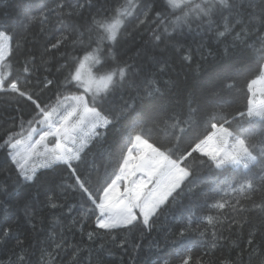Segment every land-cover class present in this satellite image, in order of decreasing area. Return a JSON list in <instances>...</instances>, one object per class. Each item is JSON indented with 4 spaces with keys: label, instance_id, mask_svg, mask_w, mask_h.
I'll return each instance as SVG.
<instances>
[{
    "label": "snow or ice",
    "instance_id": "obj_1",
    "mask_svg": "<svg viewBox=\"0 0 264 264\" xmlns=\"http://www.w3.org/2000/svg\"><path fill=\"white\" fill-rule=\"evenodd\" d=\"M87 4L94 9L87 15L84 4L57 0L55 7L30 16L32 0H16V25H0V94L20 106V116L13 117L11 127L0 135V148L7 150L17 185L22 181L25 187L45 189L43 201L31 193L21 195L25 220L35 230L45 210L54 216L68 207L71 213L74 206L66 202L78 196L82 211L72 217L66 231L80 225L83 235L84 221L90 220L94 229L87 232L89 241L108 238L124 248L128 240H118L119 233L154 230L186 184L190 192L200 186L199 180L190 179L191 166L198 161L209 170L244 172L238 186L229 187L237 196L243 194L247 205L221 197L211 205L217 216L201 220L190 215L171 239L180 243L193 235L210 236L209 252L198 255L186 247L179 264H214L211 256L220 241L241 251L246 243L249 260L257 255L258 264H264V247H253L258 235L264 239V199L257 202L253 196L264 193V100H255L257 91L264 96V0H87ZM36 25L40 34L50 37L39 56L23 47L29 37H36ZM193 26L214 31L218 39L232 36L234 46L249 48L252 63L232 69L218 82L186 86L174 102L162 104L158 101L162 86L151 69L167 66L166 51L178 47L179 37ZM145 30L151 33L153 53L148 56L137 48L141 61L137 64L125 45L134 44ZM184 60L191 62L192 54ZM41 69L47 73L42 78ZM49 92L52 95L45 99ZM120 119L127 126L109 147V164L102 172L88 157ZM254 168L261 173L259 184L250 175ZM51 174L60 175L61 181L50 185ZM257 215L258 227L244 236L245 226L252 223L249 217ZM19 227L17 223L0 231V239H15L21 252L14 250L16 259L4 264H26L28 249L15 235ZM45 243H54L55 250L68 245L63 231ZM79 251L73 246V264ZM46 252L42 247L41 261ZM220 264L244 261L225 258Z\"/></svg>",
    "mask_w": 264,
    "mask_h": 264
},
{
    "label": "trees",
    "instance_id": "obj_2",
    "mask_svg": "<svg viewBox=\"0 0 264 264\" xmlns=\"http://www.w3.org/2000/svg\"><path fill=\"white\" fill-rule=\"evenodd\" d=\"M56 2L57 0H32L30 16H38L39 12L45 7H55ZM61 2L72 5H77V3L84 4L85 8L83 11L85 15L94 11V9L88 7L87 0H61ZM95 2L96 0H93V3ZM99 2L103 3L104 0H99ZM17 19L16 0H0V25L7 23L15 26ZM33 31L37 33L36 37H29L28 42L23 47L36 52L37 56H39L43 44L50 37L39 33V25H36ZM179 39L180 45L178 47L174 50L166 51L167 66L163 69L159 66L151 69V72L162 86L163 95L158 97V101L165 105L170 101L174 102L176 96L186 86L191 87L195 84L218 82L229 74L232 69L246 67L252 63V59L249 56V48L244 44L234 46L232 36H228L226 40L224 38L218 39L214 31L199 30L193 26L192 31L188 32L186 30ZM254 40L255 36L253 35L252 39L249 40V44ZM153 43L151 33L145 30L136 37L134 44L125 45L126 49H128V55L133 57L132 62L141 63L140 59L135 55L137 48L146 52L148 56L152 55ZM161 48H163V45H161ZM226 49H229L227 53ZM189 53L192 54L191 62L184 60V56ZM14 55L17 59L21 58V54L15 52V48ZM143 66L146 67V65ZM39 75L42 78L47 73H44L43 69H41ZM173 82L179 86H173ZM51 95L52 93L50 92L46 93L44 98L47 99ZM125 99H127L126 94ZM19 107L15 101L9 100L5 95L0 94V135L4 133L6 128L11 127L10 121L13 117L20 116V112L17 110ZM28 111L29 109L25 107V117ZM127 123L124 119L117 121L108 130L104 142L93 148L92 153L89 155V161H94L101 166L102 172L104 166L109 164V147L115 139L124 133ZM9 165L7 150L0 148V231L9 226L15 227L17 223L20 225L15 235L25 242V248L28 249L26 264H73V246L80 248L76 264H179L186 247L193 248L194 254L198 255H204L209 252L207 245L211 242L210 236L205 239L198 235H193L185 238L180 243H175L171 239V233L176 232L178 227L190 215L195 213L201 220L208 215L217 216L218 210L213 209L211 205L216 200L221 199V197L229 202H235L236 199H240L247 205L243 194L237 196L236 193L231 192L229 187V185L238 186V183L241 182V177L245 175L244 172L236 174L231 169L209 170L206 166L202 167L198 161L194 162L191 166L193 177L190 179L199 180L200 186L194 192H190L188 190L189 185L186 184L181 196L161 215L154 230L150 232L145 230L142 234L139 231L135 233H119L118 240H128L127 246L120 248L112 244L108 238L89 241L87 232L94 229V223L90 220L84 221L83 235L80 225H76L72 232L66 231L72 217L77 216L78 211H82L79 208L80 201L78 196H70L66 202L68 206H74L71 213L68 212V207L56 210L54 216L45 210L43 218L37 223L34 230L32 225L24 218L20 197L25 193H31L34 197L43 201L45 189L39 186L25 187L22 181L17 185V176L14 171L10 170ZM110 170L111 168H109ZM250 175L254 176L259 184L260 170L254 168ZM61 178L60 175L51 174L48 177L49 184L59 183ZM63 178L67 179V173L63 174ZM253 196L257 202L264 199V193L259 191ZM222 211L229 212L230 210L225 209ZM219 218L224 219V217ZM249 218L252 223L245 226L244 236L253 227H258V215L250 216ZM62 231L68 241L66 247L61 250H55L54 243L51 246L45 243L49 241L50 237L54 238L55 234H59ZM224 235L228 236L229 233L224 231ZM135 245H139V247L137 248ZM42 247L46 248L47 252H51V256L47 255L46 252L41 261ZM253 247L257 250L264 247V239L258 235ZM14 250L17 254H21L20 249L16 248L15 239L9 238L6 242L0 239V264H4L9 258L15 260ZM250 254L251 250L246 243L243 244V251H241L235 245H225L223 241H220L211 259L214 264H220V261L225 258L239 260L242 257L244 264H258L259 257L251 255L250 261Z\"/></svg>",
    "mask_w": 264,
    "mask_h": 264
},
{
    "label": "rangeland",
    "instance_id": "obj_3",
    "mask_svg": "<svg viewBox=\"0 0 264 264\" xmlns=\"http://www.w3.org/2000/svg\"><path fill=\"white\" fill-rule=\"evenodd\" d=\"M255 100H256V101L264 100V96H262V95L260 94V92L257 91L256 96H255Z\"/></svg>",
    "mask_w": 264,
    "mask_h": 264
}]
</instances>
